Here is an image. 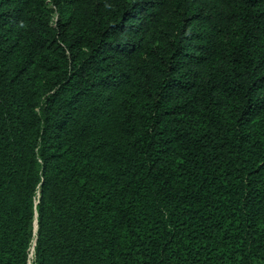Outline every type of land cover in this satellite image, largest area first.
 I'll return each instance as SVG.
<instances>
[{
  "label": "trees",
  "instance_id": "obj_1",
  "mask_svg": "<svg viewBox=\"0 0 264 264\" xmlns=\"http://www.w3.org/2000/svg\"><path fill=\"white\" fill-rule=\"evenodd\" d=\"M0 264H264V0H0Z\"/></svg>",
  "mask_w": 264,
  "mask_h": 264
}]
</instances>
